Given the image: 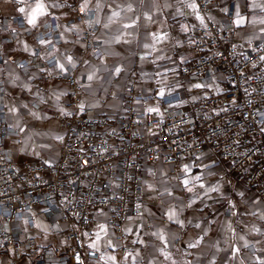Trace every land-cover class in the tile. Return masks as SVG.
Instances as JSON below:
<instances>
[{"label":"built area","instance_id":"built-area-1","mask_svg":"<svg viewBox=\"0 0 264 264\" xmlns=\"http://www.w3.org/2000/svg\"><path fill=\"white\" fill-rule=\"evenodd\" d=\"M67 3L75 9L62 8L70 15L67 24L83 23L79 64L85 59L98 61L102 53L93 38L100 25L93 23L89 27L84 22L96 20L94 10L82 16L78 0ZM196 3L201 16L211 13L212 0ZM205 24L207 27L195 28L184 40L183 47L191 60L179 75L206 87L220 77L226 90L202 96L184 111L169 109L159 115L137 111L135 103L148 99L134 94L132 84L123 113L88 116L78 108L81 87L75 67L68 66L67 75L57 76L55 62L49 63L47 59L32 55L29 61L12 60L24 74L46 69L39 71L43 83H66L68 105L73 113L56 116L63 141L54 163L19 164L6 145L9 138L19 134L16 128L9 127L4 83L0 81V257L7 255L9 264L24 257L30 258L31 264H95L99 254L85 246L82 234L92 227L99 209L109 210L107 226L114 232L116 252L124 256L128 239L125 223L141 211L144 167L157 161L166 165L195 163L200 155L210 151L218 164L225 166L231 181L264 199V61L259 60L264 49L240 51L232 26L213 21ZM56 25L57 20L51 17L25 35L37 43L41 37L51 40L57 46ZM24 27L21 16H1L0 30L8 34L1 44L16 42L17 29ZM94 51L100 54L93 55ZM34 52L41 56L40 48ZM47 71L53 76L49 77ZM178 100L171 96L163 98L162 103L170 105ZM35 211L47 224L44 234L50 238L46 244L42 235L31 234L36 230Z\"/></svg>","mask_w":264,"mask_h":264},{"label":"crops","instance_id":"crops-1","mask_svg":"<svg viewBox=\"0 0 264 264\" xmlns=\"http://www.w3.org/2000/svg\"><path fill=\"white\" fill-rule=\"evenodd\" d=\"M212 1L213 9L204 17V23L213 21L232 26L235 42L240 51L264 49L260 47L264 45V33L260 32L259 26L249 23L237 26L234 23L237 12L248 20L254 15L264 17V12L253 13L250 0ZM99 2L101 8L94 9V12L96 19L100 20V28L93 41L102 55L98 61L85 59L79 64L81 60L79 49L83 46L81 42L83 23H74L79 30L78 35L77 30L72 29L73 24H67L70 15L66 10L50 9L52 14L40 18L38 25L58 16L59 19L56 20L61 27L57 33L59 44L53 51H48L25 35L26 31L33 28L18 11V8L24 5L17 0H0V17L18 15L25 23L23 29H17L19 39L14 43L1 44V40L8 34L0 30V47L3 51L0 81L4 83L6 115L10 125H14L19 118L20 124L24 127L23 132L16 128L18 137L6 141L17 163H54L60 154L63 141L55 139L56 136H62L56 116H65L61 114V108L73 113V109L68 105L66 83L55 81L43 83L38 70L24 74L13 65V59L25 61L31 59L32 53L24 50L25 45H28L32 52L35 48H40L41 56L46 52H53L56 59L64 63L66 62L59 54L74 56L76 78L81 87L80 103L85 105L88 116H116L123 113L128 89L132 84L134 94L148 99L136 102L135 109L148 112L149 107H158L160 113L169 109L188 110L200 97L226 90L220 77H217L212 85L197 89L193 85L200 84L199 81L179 75L180 69L191 60V55L183 47V42L195 28L202 26L196 15L186 6L190 0H144L143 3L140 0H99ZM128 3H132L133 12L126 10ZM94 4L95 0L93 8ZM113 11L120 12V16L115 18L117 22L111 24L109 28H104L103 25L108 23V17ZM132 20H136L137 27L130 29L121 27ZM182 26H187L188 30L183 31ZM153 33L168 35L167 40L156 44L155 50L144 47V44L152 45ZM117 37H120V43L115 42ZM76 40L80 43H73ZM124 40L130 43H124ZM116 67L121 68L119 75L114 72ZM93 72L96 76L89 81L87 76ZM24 84H27L31 91L25 89ZM161 88L165 90L163 97L159 95ZM54 91H64L67 95L62 96L57 102L53 96ZM171 96H176L179 100L170 105L162 103L163 98ZM39 97H43V101ZM22 103L28 104L29 109L43 118H33L28 114L29 109L20 107ZM33 104L38 107L34 108ZM11 107L18 109L15 116L8 111ZM185 164L191 168L190 176L202 177L200 181L195 182L194 191L191 193L182 183L186 178L183 171ZM217 164V158L210 151H205L195 163L184 161L180 165H166L162 161H157L146 164L143 172L140 215L125 223L128 236L126 254L121 256L116 252L114 232L107 226L109 215L107 209L95 211L92 227L82 234L85 246L90 248L89 245L95 240V233L99 231L97 226L104 224L107 235L101 233L100 251L90 249L96 251L99 257L102 254L116 256V264H172L173 260L175 264H260L264 261V199L256 196L244 185L231 181L226 175L225 166ZM200 184H203L204 188H201ZM217 186L218 191L207 192L208 188ZM189 187L193 185L190 184ZM169 192L171 195H168ZM170 209L176 212L174 220L168 219L167 213ZM34 214L36 220L38 213L35 211ZM177 220L182 224L177 223ZM197 224L200 227H196ZM46 229L47 224L41 218L39 229L36 228L31 234L42 235L41 239L46 244L50 238L44 234ZM160 233H163L167 241L166 251L171 254L172 260H165L159 251L165 246V241L159 239ZM198 240L197 247H188L190 243L194 244ZM109 241L114 247L108 246ZM236 249L239 251L235 252ZM31 263L30 258L24 257L16 264ZM0 264H9L7 255L0 257ZM95 264L105 262L99 259ZM107 264L112 262L108 261Z\"/></svg>","mask_w":264,"mask_h":264},{"label":"snow or ice","instance_id":"snow-or-ice-1","mask_svg":"<svg viewBox=\"0 0 264 264\" xmlns=\"http://www.w3.org/2000/svg\"><path fill=\"white\" fill-rule=\"evenodd\" d=\"M17 2L22 4V5H24L22 7H19L18 11L21 14H23V17L26 20L27 24L31 25L32 28H37L39 26L38 25V20L40 18L49 16V15L52 14L50 12V9L69 8V9H72L73 11H75V9L73 8V5L67 3V0H17ZM140 2L143 3L144 0H140ZM186 6L189 9H191L192 12L196 15V19L200 21V24L202 26H204V27H207V25L204 23V17L199 14V11H198L199 5L196 3V0H190V2L187 3ZM78 7L80 9L81 15L83 16L84 14L92 12L94 9L95 10H99L101 8V4H100L99 0H95V4H94V8H93V0H78ZM250 7H251V10L253 11V13H255L257 11L264 12V0H250ZM126 10L128 12H133L134 11L132 3H128L127 4ZM236 15H237V18L234 21V23L237 26H242V25H244L246 23H249V24H251L253 26H259L260 32L264 33V17H258V16L254 15L251 20H248L245 16H242L239 12H237ZM119 16H120V12L119 11H113L111 13V16L108 17V23H105L103 25V27L104 28H109V26L111 24H115L117 22L115 18H117ZM54 19L58 20L59 17L58 16L54 17ZM148 19H151V17H148ZM84 22L87 23L89 27H91L93 23L99 24L100 20L99 19H96L95 21L88 20V21H84ZM45 26L48 27V25H45ZM56 27L59 28V27H61V25H56ZM121 27L124 28V29L135 28V27H137V22H136V20H132L130 23H125V24L121 25ZM72 29H76L77 30V34L79 35V30L77 28V25L73 24L72 25ZM182 30L183 31H187L188 30L187 26H182ZM61 38H63V37H61ZM167 39H168L167 33H163V34L153 33L152 34V41H153L152 45L144 44V47L145 48L151 47L153 50H155L156 44L161 43V42H163V41H165ZM65 42L67 43V41H65ZM115 42L116 43H120L121 42L120 37H117ZM123 42L124 43H130V41H128V40H124ZM38 43H39V45L44 46L45 48H47L48 46H51L52 48H55V45L52 43L51 40H46V39H44L42 37L38 39ZM73 43H80V41L76 40ZM85 47H87V45H85ZM260 47H264V45H261ZM24 50L26 52H31L32 55L33 56H37L38 59H42V60L47 59L49 63L55 62V66H56V69H57L55 75H57V76L67 75L68 70H69L68 66H71L73 68L76 67V59L74 58V56L72 54H66V55L63 56V60L66 62V63H64V62H61L59 59H56L55 54L53 52H46V54L44 56H38V54L36 52H32V49L28 45L24 46ZM57 51H59V50L57 49ZM253 51L255 52V51H257V49H253ZM92 54L93 55H99L100 53L98 51H94ZM245 58L247 59V57H245ZM141 59H145V57H141ZM159 59H163V57H159ZM259 60L260 61H264V56H260ZM85 63H87V62L85 61ZM20 66L22 68L25 67V65H23V64H21ZM252 66L255 67L256 65L253 64ZM39 71L40 72H45L46 69L40 68ZM114 72H115L116 75H119L121 73V68L120 67H116L114 69ZM47 75L49 77H51V76H53V73L51 71H47ZM95 76H96V73L93 72V73H91V74H89L87 76V79L89 81H92L95 78ZM16 79H18V77ZM23 87L25 89H28L29 91H31V89L29 88V86L27 84H24ZM193 87L199 89V88H203V87H206V86L197 83V84L193 85ZM65 95H67V93L64 92V91H59V92H55L54 91L53 92V96H54V98H55V100L57 102H59L61 97L65 96ZM159 95L161 97H163L165 95V90L163 88H161L159 90ZM39 99L41 101H43V97H39ZM20 107L24 108V109H29V105L28 104H23L22 103L20 105ZM78 108H79L80 112H84L85 111V105L82 102L78 104ZM8 111L15 116L16 113L18 112V109L16 107H11V108L8 109ZM147 111L149 113L155 112L158 115L160 114V111H159L158 107H155V108L154 107H149L147 109ZM60 112H61V114L65 115V116L72 115L71 112H66L63 108L60 109ZM28 114L31 115L35 119L43 118L38 113L32 111L31 109H29V113ZM9 127L18 128L21 132L24 131V127L20 124L19 118H17V122L14 125H9ZM55 139L62 141L63 140V136H56ZM46 163H47V161H46ZM183 171H184V174H185L186 178L183 179L182 183L185 186V188L187 189V191L189 193H191V192L194 191L195 182L200 181L202 179V177L199 176V175L190 176L189 174L191 173V168L187 164H185ZM190 184H192L193 187H189ZM200 187L204 188V185L200 184ZM218 190H219L218 186L217 187H210V188L207 189V192H216ZM168 195H171V192H169ZM194 202L195 201H193V203ZM189 206H191V205H189ZM139 207H140V205H137V208H139ZM167 215H168V219L169 220L176 219V212L174 210H172V209H170L168 211ZM177 223H181L182 224V222L178 221V220H177ZM97 227H98L99 231H97L95 233V240L89 245V247L92 248V249H95L97 252H99L100 251L99 241L102 239L101 233H103L104 235H107V228L105 227L104 224H99ZM196 227H200V225L197 224ZM159 239L161 241H165V237H164L163 233L159 234ZM198 244H199V240L196 243H194V244L190 243L188 245V247L189 248H194V247H197ZM108 246L109 247H114L111 244L110 241H109V245ZM166 248H167V241H165L164 248H161L159 251H160L161 255L164 256L165 260H172L171 254L166 251ZM238 251H239V249L235 250V252H238ZM235 252H234V255H235ZM99 259L104 261L105 264H107L108 261H111L112 264H116V262H117V257L114 256V255L104 256L102 254L99 257ZM77 260L79 261V257H77ZM81 264H82V262H81ZM172 264H175L174 260L172 261ZM260 264H264V261H261Z\"/></svg>","mask_w":264,"mask_h":264},{"label":"rangeland","instance_id":"rangeland-1","mask_svg":"<svg viewBox=\"0 0 264 264\" xmlns=\"http://www.w3.org/2000/svg\"><path fill=\"white\" fill-rule=\"evenodd\" d=\"M36 213H38V211H36ZM40 219H41V217L40 216H37V218L35 220V226H36L37 229H39Z\"/></svg>","mask_w":264,"mask_h":264}]
</instances>
